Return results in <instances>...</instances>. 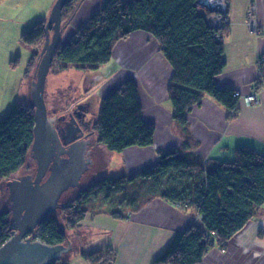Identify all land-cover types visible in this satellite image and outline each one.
I'll use <instances>...</instances> for the list:
<instances>
[{"label":"trees","instance_id":"trees-1","mask_svg":"<svg viewBox=\"0 0 264 264\" xmlns=\"http://www.w3.org/2000/svg\"><path fill=\"white\" fill-rule=\"evenodd\" d=\"M81 1L66 3L63 23L73 17ZM46 22L47 17L41 18L21 34V41L31 52L27 74H32L40 58ZM136 30L155 36L173 66L169 96L176 121L187 123L192 107L206 95L228 108L235 107V89L220 87L216 82L226 65L224 42L228 24L218 30V38L216 30L198 11L196 0H106L68 43L58 47L50 72L59 73L70 67L97 68L111 60L119 40ZM260 59V76L254 84L257 89L264 86V54ZM35 123V107L26 101H17L0 119V180L7 181L28 166ZM90 129L113 151L153 143L155 124L143 118L134 80H126L102 99ZM137 177L147 180L143 181V196L162 197L200 213L203 219L202 224L193 223L177 231L153 264H199L209 248L224 247L232 236L245 229L264 204V154L256 149L238 146L233 160L220 161L214 167L177 150L160 151L157 163L141 174L101 178L71 197L38 226L37 238L52 245L66 244L70 239L68 231L84 219L99 191L122 188ZM108 203L113 216H125L113 202ZM12 235L10 214L1 213L0 246ZM111 252L105 251L107 262ZM99 254L83 253L93 263Z\"/></svg>","mask_w":264,"mask_h":264},{"label":"crops","instance_id":"crops-1","mask_svg":"<svg viewBox=\"0 0 264 264\" xmlns=\"http://www.w3.org/2000/svg\"><path fill=\"white\" fill-rule=\"evenodd\" d=\"M105 1L82 0L63 29L61 44L68 43L77 29L85 25ZM254 1L258 5L261 27L258 35L251 31L247 23ZM228 2V34L224 42L226 65L216 77V82L220 87L242 93L255 89L260 102L247 105L238 98L233 109L206 95L192 107L188 122L179 123L173 117L169 96L173 66L155 36L145 30H136L116 43L111 60L99 65V74L89 86L103 99L126 80H134L138 86L143 118L155 124L153 143L148 146L133 145L122 150L127 172L120 169L112 176L134 177L141 174L157 163L160 151L177 150L181 154L193 155L211 167L220 161L233 160L238 146H250L264 154V86L254 87L260 76L259 60L264 54V0ZM52 4L34 20L48 18ZM7 9L10 8H0V21L8 20L3 13ZM13 15H17L16 11ZM0 35L3 36V33ZM29 78L31 82L34 80L35 70ZM6 94L10 95L9 99L13 98L11 92ZM87 103L96 111L93 117L96 118L100 108L93 101ZM91 131L96 132L90 129V134ZM117 209H121L125 216H113V209L107 205L99 206L98 203L97 206H88L84 219L68 231L73 253L56 264H94L83 253L103 254L106 250L112 251L108 264H153L177 231L203 221L192 209H185L159 196L145 195L140 200L131 199L128 206L121 204ZM199 264H264V204L245 229L232 236L224 247L215 245L209 248Z\"/></svg>","mask_w":264,"mask_h":264},{"label":"rangeland","instance_id":"rangeland-1","mask_svg":"<svg viewBox=\"0 0 264 264\" xmlns=\"http://www.w3.org/2000/svg\"><path fill=\"white\" fill-rule=\"evenodd\" d=\"M52 2V0H0V8H10L3 12L7 15L8 20L0 21V33H3V36L0 35V119L12 109L18 100L31 103L30 89L32 82L29 78L30 74H27L31 53L21 41L20 36L37 21L34 18L42 15V11L48 8ZM14 11L17 13L15 16L13 15ZM99 67L89 69L71 67L59 73L49 72L45 89L49 114L51 116H64L68 108L76 104L87 103L89 100L93 101L97 108H100L101 94L89 87L99 74ZM5 92H11L13 98L9 99L10 95H4ZM88 113L90 119L96 116V111L93 108H90ZM90 139L92 163L85 170L81 185L70 189L63 195L61 201L65 205L69 201V197L78 195L81 190L93 182L112 176L121 171L120 169H124V172H127L121 151L109 149L104 143L99 141L97 132L92 133L91 131ZM28 163V166L23 168L18 175L22 173L35 174L37 170L35 159L29 157ZM143 181L147 180L137 177L132 181H127L122 188H116L113 191L101 190L92 198L91 204L99 203L100 206H110L108 202H113L114 207L120 204L128 206L131 199L140 200L142 198L145 191ZM8 198L9 190L6 180H0V214L7 212L11 216L13 204L9 202ZM60 220L61 223H64L61 216ZM36 233L39 234L38 231ZM37 234H35V239H39ZM73 251L74 247L64 257L55 259L52 262L56 264L58 260L68 259ZM106 258V253H100L97 255L94 264H108Z\"/></svg>","mask_w":264,"mask_h":264},{"label":"water","instance_id":"water-1","mask_svg":"<svg viewBox=\"0 0 264 264\" xmlns=\"http://www.w3.org/2000/svg\"><path fill=\"white\" fill-rule=\"evenodd\" d=\"M68 1L56 0L47 18L45 41L31 84V103L35 107L36 123L30 154L35 159L37 170L34 176H27L28 180L26 177L9 181L14 184L9 188L14 201L10 216L13 235L0 246V264H51L73 249L70 239L66 244L52 245L34 238L38 226L65 206L61 201L63 195L71 187L80 186L81 176L89 168L85 162L83 172L80 170L85 153L78 143L70 144L72 149L67 151V158H61L62 152L55 151V142L62 146V137L65 142H70V139L64 137L63 133L61 135L53 125L57 117L49 114L45 97L47 77L61 45L63 29L70 21L63 23L62 19L63 8ZM89 162L92 163V160ZM48 172L49 176L44 180Z\"/></svg>","mask_w":264,"mask_h":264},{"label":"flooded vegetation","instance_id":"flooded-vegetation-1","mask_svg":"<svg viewBox=\"0 0 264 264\" xmlns=\"http://www.w3.org/2000/svg\"><path fill=\"white\" fill-rule=\"evenodd\" d=\"M89 110H90V104H88V103L76 104V105H73L71 108H68L65 111L64 116L54 115L57 118H55L53 121V125L59 129V132H61V135L63 133L64 137H66L67 139H70V142H65L64 138L62 137V139H61L62 146L58 145V142L57 143L55 142L54 149L57 153L62 152L60 155L61 158H67L68 157L67 151L72 149L70 146V144L72 142L78 143V146L80 148L84 149L85 155L82 158V162H80V160H78V162L81 163V165L79 167H80V170L82 172L84 170L83 167L85 165V162L90 167L91 163L89 162V160H92L91 139H90L91 134L89 132L90 127H91V119L88 118L89 116L87 117ZM78 157H80V155ZM82 168H83V170H82ZM84 173H85V170H84ZM84 173L81 176L80 185H81V181H82V177H83ZM34 175L35 174H33V176ZM27 176H29V173H27V174L22 173L20 175L17 174L13 178H10L9 180H7L6 185H7V182H9L13 179H21L22 180V179L26 178ZM48 176H49V172L46 174L44 180L47 179ZM27 180H28V177H27ZM13 185L14 184H11L9 182L7 185L8 190ZM74 187H71L70 189H73ZM8 200L10 203H12V204L14 203V201L11 199L10 193H9Z\"/></svg>","mask_w":264,"mask_h":264},{"label":"built area","instance_id":"built-area-1","mask_svg":"<svg viewBox=\"0 0 264 264\" xmlns=\"http://www.w3.org/2000/svg\"><path fill=\"white\" fill-rule=\"evenodd\" d=\"M196 6L201 15L204 16L206 23L216 30L215 34L219 38L221 33L218 30L228 22V0H196ZM247 23L253 33L257 35L260 34L261 27L259 24L258 5L256 1L252 3L249 9ZM234 94L237 98H241L247 105H253L260 102L258 91L255 89L250 93L235 91ZM176 205L182 207L180 204ZM198 215L202 218L200 213H198Z\"/></svg>","mask_w":264,"mask_h":264}]
</instances>
